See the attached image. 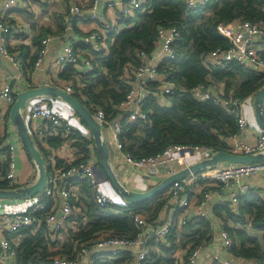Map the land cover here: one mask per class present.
<instances>
[{"label":"built area","instance_id":"2783aa9c","mask_svg":"<svg viewBox=\"0 0 264 264\" xmlns=\"http://www.w3.org/2000/svg\"><path fill=\"white\" fill-rule=\"evenodd\" d=\"M32 0H2L0 8V32L4 33L1 41L5 42V34L8 32L3 15L13 9L28 10ZM188 13L204 9L210 0H184ZM99 0H91L90 19L96 23V30L83 40V45L90 46L89 50L94 53H107V36L119 28V24L128 22L139 14L147 11L146 0H119L118 2L108 1L107 9H118L115 19L100 18L96 13ZM70 15H80L81 10L73 6L69 10ZM82 19V18H80ZM221 27V32L222 28ZM224 36L228 39L230 47L226 50H214L202 58L203 65L210 71L224 68L229 64H236L244 67L253 73L264 77V61L260 59L256 48V41L264 38V24L252 23L245 20H236L233 24L232 33ZM179 37L176 27H157L156 39L154 41V53L149 56L144 52H139L137 66L127 65L124 69V80L128 86L125 99L118 105L112 106L117 112L116 119L111 120L105 111L96 105H89L88 111L94 121L100 126L102 138L110 141L121 165L127 169L142 172L147 176H154L161 170L169 175L178 173L199 162L210 159L215 153L213 149L205 146L185 147L169 146L164 152L144 158L133 160L121 151L119 135L122 131V123L146 121L147 115L142 110L143 105L149 98L155 100L161 107H168L166 97L176 91L174 84L165 80L163 74L158 73V66L163 60H173L175 58L174 43ZM254 38V41L252 39ZM48 37L40 40L36 48L34 70H38L48 51ZM92 44V47H91ZM256 44V45H255ZM0 55L16 70V74L6 75L0 71L3 84L0 89V98L8 104L13 103L12 96L13 82L23 76L21 63L17 55L8 52L4 45H0ZM220 57V58H218ZM54 65L63 69L73 67L78 69L80 76H89L93 71V65L89 58H79L71 45H66L58 53L54 60ZM154 90H150V86ZM211 85H199L193 88L190 93L193 98L200 102L211 101L225 112L235 116L238 126V133L224 139L226 149L224 152L251 156L264 154V133L257 132L249 141L240 140L238 137L248 130L249 123L243 113L251 97L238 100L231 93L226 96L218 95L209 91ZM67 94H72V88L67 86L64 90ZM65 109H63V108ZM111 117V116H110ZM1 122L4 120L0 116ZM29 130L33 136L54 132L63 137L76 134L85 142L86 158L79 163L68 164L65 167L55 169L47 174L43 191L36 195L35 202L24 212L0 215V223L4 231L0 235V264H17L16 250L9 235L17 234L22 229H30L32 232L43 228L50 235L58 234L64 227V223L74 216V190L78 188L80 182H86L90 187L95 204L106 209L122 205V197L110 187L109 182L97 179L96 172L100 169L98 158L94 150L93 137L87 126L80 120L73 110L62 100L55 97H37L31 100L27 121ZM107 130L104 135L103 131ZM7 149V168L0 175L1 181H6L16 190L29 187L28 181L16 187L17 163L13 155V146ZM84 158V157H83ZM201 185L206 192L202 194L197 209L192 208L191 194L194 189ZM264 187V163L257 164H218L198 173H190L182 181L171 185L166 195L176 203L177 218L165 220L159 227L155 228L150 235L146 233L150 229L149 222L144 216L134 214L132 222L136 229V236L129 238L123 235L102 234L92 244L91 249H110L109 257L116 259L120 254L119 249L130 248L135 250L136 259L139 264L143 263L149 253L148 245L151 241H156L168 246V235L174 226L183 227L190 221L206 217V203L215 193H225L230 196L229 207L231 213H237L239 197L249 191H255L261 199L264 197L261 192ZM35 197V196H34ZM33 197V198H34ZM61 216L57 218V213ZM45 214L43 220L41 215ZM220 240L223 248L229 253L232 247V239L226 230L220 232ZM201 247H195L190 252L187 250L186 264H196ZM91 249L82 247L74 260H68L60 256H53L47 261L38 264H79V261L89 255ZM204 264H235L233 258H226L219 255H211Z\"/></svg>","mask_w":264,"mask_h":264},{"label":"trees","instance_id":"16d2710c","mask_svg":"<svg viewBox=\"0 0 264 264\" xmlns=\"http://www.w3.org/2000/svg\"><path fill=\"white\" fill-rule=\"evenodd\" d=\"M146 7L145 13L123 22L124 28L116 27L115 32L107 36L109 43L106 54L89 53L85 56L93 65L89 76L82 77L71 67H64L60 76L64 79L70 78L74 73L79 76L82 85L73 90L74 98L86 108L89 105L100 106L111 120L116 119L117 112L112 106L120 104L128 92L124 80L125 67L137 66V54L141 51L149 56L154 53L157 27H176L179 37L174 43L175 58L163 60L158 66V73L163 74L167 82L174 84L176 91L166 97L168 107H161L149 98L142 107L147 115L146 121H121V151L133 160L155 156L169 146H205L215 152L225 151L223 140L238 133L235 116L211 101L196 100L190 91L199 85L209 86L218 82L223 84V96L231 93L236 99L243 100L255 95L264 86V77L236 64L210 71L202 63L206 54L230 47L228 39L221 33L222 26L236 20L264 24V0H210L204 9L190 13L184 0H146ZM41 39H34L33 44H39ZM258 55L264 61V49H260ZM22 56L27 57L23 53L18 55L20 59ZM23 60L25 62L26 58ZM34 60L35 54L29 59L25 70L32 69ZM150 90H154L153 85ZM68 137L77 140L84 157L75 163L83 161L87 154L85 142L76 134ZM64 140L58 134L46 137L50 148H58ZM38 148L40 153L45 154L43 149ZM6 168L7 161L0 163V175ZM80 186L84 200L77 206L86 219L85 225L77 222L80 224L78 229L68 230L64 241H51L49 233L43 228L34 232L22 229L13 234V237H20L14 246L17 264H38L53 256L74 260L82 247L91 249V243L102 234L134 238L137 232L132 216L139 214L147 221L153 220L169 200V196H162L164 192H161L140 205H118L101 209L95 204L87 183L80 182ZM11 188L15 186L0 180V189ZM179 212L176 211V214ZM224 215L226 218L223 229L232 239L230 257L264 264V200L255 191H249L239 197L237 213H231L226 208ZM44 217L45 214H42L40 219L43 220ZM80 220L81 217L77 216L74 221ZM228 222L234 227H229ZM212 230L209 218L190 221L180 228L174 226L167 238L168 246L158 244L159 253L149 250L145 261L148 264H173L172 256L177 249L190 252L193 248L206 244ZM91 252L89 255L92 264L121 263L119 260L108 262L106 251L91 249Z\"/></svg>","mask_w":264,"mask_h":264},{"label":"crops","instance_id":"0c3cea01","mask_svg":"<svg viewBox=\"0 0 264 264\" xmlns=\"http://www.w3.org/2000/svg\"><path fill=\"white\" fill-rule=\"evenodd\" d=\"M108 1L110 0H99L96 13L100 18L102 17L104 19L113 21L115 19V15H117L118 13V9H107L106 3ZM111 1L115 3L119 0ZM1 4L2 0H0V8ZM73 6L79 7V9L81 10L80 15H70L69 10ZM90 7L91 0H32L28 10L13 9L3 15L4 22L8 27V32L5 34L4 44L1 41L4 33L0 32V45H4L9 53L17 55V59L21 63V67L23 69V76L16 79L12 84V96L14 97L13 103L15 102L16 97L19 93L35 88L50 86L58 87L64 91L67 86H70L72 90H74L82 85V79L79 76L75 75V73L72 74L68 79L62 78L60 75L63 73V69L56 67L54 65V60L56 55L60 53L62 48L66 45H71L77 53L78 57L81 59L85 58V56L89 53H94L89 50L90 46H88V48L86 45H83V40L94 33V31L96 30L95 21L89 18L91 13ZM234 22L225 25L222 28L221 33L223 35L225 34L226 36L231 34ZM119 26V28H121L124 26V24L120 23ZM40 37L42 39L46 37L50 39V41L48 42V51L44 56L43 62L38 70H34L33 67L32 69L29 68L28 70H25L27 68L29 59L35 54L36 48L39 45H34L33 40L36 38L39 39ZM252 41L255 42L256 40L254 41L253 38ZM256 44L255 45L258 51L260 49H264V38L256 41ZM21 53L27 55V57L22 56L20 59L18 55ZM25 58L26 60L24 62L23 59ZM75 70L79 71L78 69ZM0 71L6 75L16 74V70L7 62V60L2 55H0ZM2 84L3 78L0 77V89L2 87ZM209 91L214 92L218 95L225 94L223 84L218 82L212 83ZM71 96H73V91ZM250 99L251 101L247 103L243 109V113L249 123L248 130L246 133H243L238 137V139L244 141H249L257 132L260 131L254 119V95H252ZM30 102L31 100L26 103L25 108L21 111V115L25 120L26 128L35 146L38 150V147H40L41 150L43 149V151L45 152V154L41 153V156L44 159V166L47 174L55 169L65 167L68 164H73L82 159V150L80 149L77 140L73 139L72 137H63L59 135L65 139L62 145L58 148H50L46 141V137L53 136L54 132H47L44 134H39L38 136H33L31 134L29 126L26 123ZM13 103L8 104L6 101L0 98V116L4 117V120L2 122L0 120V163L7 161L6 147L12 145L13 155L17 163L16 187H20L27 181L30 184H34L37 180L38 170L34 161L29 157L28 153L22 146L20 138L17 135L16 128L9 120L10 109ZM106 133H104V135ZM105 143L109 149V163L111 169L117 181L128 191L138 193L146 192L158 185L165 178L176 174L174 173L172 175H169L168 172L161 170L154 176H147L142 172L127 169L125 166L121 165V162L117 157V152L114 151L110 141L107 138ZM95 153L97 155L96 150ZM99 167L100 169L96 172L97 179L109 182L100 164ZM110 187H112L111 184ZM166 191L167 189L163 191L164 193L162 194V196H165L167 194ZM205 192L206 190L201 185H198L194 189V192L190 197L192 200L193 209H197L198 204L202 199V194H204ZM261 192L262 193L260 194H262L264 197V187ZM82 196L83 193L81 190V186L79 187L78 185V188L74 190V216L64 223L63 229L58 234L53 236L50 235L51 241H64L65 234L68 230L76 231L80 224L83 226L85 225L86 219L82 217L79 210L80 208L77 206L80 205L84 200V197ZM229 198V195L218 192L213 194L206 203L205 218L210 219L213 230L210 235V240L206 244L203 243L202 246H200L201 248L199 250L198 260L196 264H204L206 259L213 254L226 258L230 257V254L224 250L219 237L220 232L224 230L223 224L226 218L224 215V210H226L227 208L230 211ZM34 199H36V196L34 198L0 200V215L24 212L35 202ZM171 202L172 200L169 199L167 202V206L159 211L156 218L153 220L150 219L151 221L148 220L150 229L146 233L147 235H150L151 232L155 228L159 227L165 220L177 218L178 213L176 214V203L174 202V204H172ZM122 205L126 206L129 204H127L123 200ZM58 214L59 212L57 213V215ZM77 216L81 217L80 221H74ZM77 222H79L80 224H78ZM228 226L234 227L231 222H228ZM3 233L4 231L0 223V235ZM19 239L20 237H13L12 235L10 236V240L13 244H17V241H19ZM176 240H178V238ZM158 244L161 243L151 241L148 245L149 250L151 252L156 251L157 253H159ZM94 250L98 252H108V262L119 260L121 262L120 264H139L136 259L135 250L130 248L119 249L118 251L120 252V255L116 259H112L109 257L111 251L110 249ZM89 253L91 254L92 252L90 251ZM91 260L92 259H90V255H86L79 261V264H92L93 262ZM172 260L174 262L173 264H186L187 256L184 249H177L172 256ZM233 261L235 262V264H255L254 261L246 260L243 258H233ZM141 264H148V262L144 261Z\"/></svg>","mask_w":264,"mask_h":264},{"label":"water","instance_id":"95a60500","mask_svg":"<svg viewBox=\"0 0 264 264\" xmlns=\"http://www.w3.org/2000/svg\"><path fill=\"white\" fill-rule=\"evenodd\" d=\"M55 97L65 102L71 110L80 118V120L87 126L92 137L99 164L110 182L112 188L117 192L122 199L129 205H140L157 194L165 191L176 182L182 181L190 173H198L207 168L214 167L218 164H257L264 163V154L243 156L234 155L224 151L215 153L210 159L199 162L184 169L170 177L165 178L158 185L146 192H132L126 190L116 179L110 163H109V149L105 141L101 138V128L94 121L88 109L76 98L67 94L65 91L58 87L44 86L35 88L22 93H19L15 102L11 106L9 120L16 128L17 135L20 138L22 146L28 153L29 157L34 161L38 176L34 184L26 188L16 190L0 189V200H15L23 198H33L41 193L45 187L47 172L44 166V159L41 153L35 146L30 134L25 125V120L21 115V111L25 108L26 103L37 97ZM254 119L260 131L264 133V86L259 89L254 95L253 101ZM61 214L57 215L59 218Z\"/></svg>","mask_w":264,"mask_h":264},{"label":"rangeland","instance_id":"374dc122","mask_svg":"<svg viewBox=\"0 0 264 264\" xmlns=\"http://www.w3.org/2000/svg\"><path fill=\"white\" fill-rule=\"evenodd\" d=\"M59 68V67H58ZM104 133H106V130H104ZM107 134V133H106ZM110 147V146H109ZM184 251H186V249L184 250ZM181 252V251H180ZM182 253V252H181Z\"/></svg>","mask_w":264,"mask_h":264}]
</instances>
